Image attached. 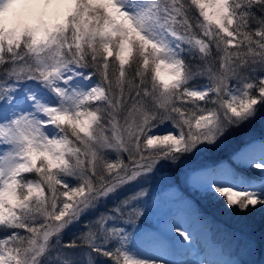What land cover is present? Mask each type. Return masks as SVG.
<instances>
[{"label": "snow or ice", "instance_id": "6c2138e0", "mask_svg": "<svg viewBox=\"0 0 264 264\" xmlns=\"http://www.w3.org/2000/svg\"><path fill=\"white\" fill-rule=\"evenodd\" d=\"M262 110L264 0H0V264H243L184 190L264 211V140L148 184Z\"/></svg>", "mask_w": 264, "mask_h": 264}, {"label": "rangeland", "instance_id": "374dc122", "mask_svg": "<svg viewBox=\"0 0 264 264\" xmlns=\"http://www.w3.org/2000/svg\"><path fill=\"white\" fill-rule=\"evenodd\" d=\"M252 122L254 123H252L250 126L255 128L256 125L257 129L259 127L264 128V110L259 112L256 119H254ZM241 127V135L243 133L245 134L241 138H238L241 139L240 142L245 141L242 146L256 140H264V138L255 134L245 133V130L249 128L246 126V124L244 127ZM240 128L232 130L216 146L206 148L203 151H198L191 157H194V159L204 157L206 160L213 158L217 160L219 159L218 157H223L239 145L240 142L234 144L237 141L234 133L240 130ZM189 158L190 157L183 159L179 165H182V162L184 163V161L188 160ZM215 161H210L207 164H212ZM233 166L236 167L235 165ZM188 169L180 168V171H178L176 166L165 165L159 169L156 176L149 182L148 186L153 191H157L159 188L165 186L173 180L179 182L184 171ZM184 191L186 195H189L190 199H192L194 203L196 202L195 205L198 210L203 211L201 213L207 218L211 229H214L215 233L224 239L226 248L232 253L237 252L239 259L242 260L243 264H264V229L261 228V225H264V211H253L247 215H243L238 212L227 210L224 207L222 199L217 200L211 196L203 197L199 194L190 193L186 189ZM109 204H111V201H109ZM159 215L162 218L163 213H160ZM88 218L89 217H85V219ZM195 226L196 225H194V227ZM75 230H78V226ZM197 230L200 232L202 240L209 239V234L206 230H203L199 227H197ZM2 235L3 233L0 232V236ZM72 238L73 231H66L64 234V239L70 240ZM237 239L239 241V245H243L247 241L250 244V248L246 252H241L240 246H233V241Z\"/></svg>", "mask_w": 264, "mask_h": 264}, {"label": "trees", "instance_id": "16d2710c", "mask_svg": "<svg viewBox=\"0 0 264 264\" xmlns=\"http://www.w3.org/2000/svg\"><path fill=\"white\" fill-rule=\"evenodd\" d=\"M253 121V120H252ZM250 121L249 124L246 123V126L249 127L247 128V130H245L247 134H255V135H259V136H263L264 137V128H258L256 127V122L255 124V128L253 126H250L252 125V122ZM244 127V125H242ZM241 132H242V127L240 128V130L236 131L234 134L236 136V139L237 141L234 143V144H237L238 142H240L241 139H238V138H241L242 136H244L245 134L243 133L241 135ZM203 162H206V158L202 157V158H195L194 157H190L188 160L184 161V163L182 162V165H179L178 167H176V169L178 171H180V168H183V169H188V168H195L196 166L200 165V164H203ZM263 223H264V220H263ZM261 228L264 229V225H261ZM260 228V229H261ZM215 233V232H214Z\"/></svg>", "mask_w": 264, "mask_h": 264}, {"label": "bare ground", "instance_id": "6f19581e", "mask_svg": "<svg viewBox=\"0 0 264 264\" xmlns=\"http://www.w3.org/2000/svg\"><path fill=\"white\" fill-rule=\"evenodd\" d=\"M152 254H161L164 255L165 259H181L183 258L182 255L179 252H175V253H152Z\"/></svg>", "mask_w": 264, "mask_h": 264}]
</instances>
